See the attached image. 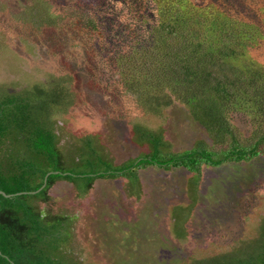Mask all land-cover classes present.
Returning <instances> with one entry per match:
<instances>
[{"label": "trees", "instance_id": "16d2710c", "mask_svg": "<svg viewBox=\"0 0 264 264\" xmlns=\"http://www.w3.org/2000/svg\"><path fill=\"white\" fill-rule=\"evenodd\" d=\"M12 3L22 14L13 22L4 13L6 0H0V32H6L0 58L16 60L14 69L23 74L26 62L17 51L22 38L40 35L36 48L52 64L54 81L28 90L0 89V191L14 195H0V264H87L88 255L81 260L80 251L70 247L75 216L52 210L50 190L57 182L71 183L82 196L96 180L122 181L125 202L131 199L134 208L143 210L148 202L142 201L141 174L152 168L162 177L155 186L165 208L185 203L178 200L180 184L167 181L169 173L187 175L197 186L206 169L220 168L219 179L227 175L220 179L224 184L244 164L264 158V0ZM73 78L80 90L68 88ZM81 94L87 96V124L74 129L76 133L67 130L62 143L54 108L72 106ZM175 104L203 130L186 148H176L163 128L151 130L145 120ZM229 111L247 118L249 136L235 131ZM186 134L191 139V131ZM64 144L71 151H64ZM118 144L130 145L138 154L121 161L114 150ZM216 145L221 148L214 150ZM69 157L75 164H87V172L68 173ZM217 218L230 223L227 214ZM248 219L242 220L249 224ZM212 230L218 237V229ZM210 233L208 229L206 235ZM134 236L143 248H153L170 262L187 258L185 264H264V215L258 224L247 225L245 238L232 249L202 260L195 257L201 240L183 249L177 241L165 242L163 233V251L141 230L134 229Z\"/></svg>", "mask_w": 264, "mask_h": 264}, {"label": "rangeland", "instance_id": "374dc122", "mask_svg": "<svg viewBox=\"0 0 264 264\" xmlns=\"http://www.w3.org/2000/svg\"><path fill=\"white\" fill-rule=\"evenodd\" d=\"M6 2L4 13L12 22L20 18L21 11L13 5L12 0H6ZM49 28L52 29V25ZM5 33L0 32V41L6 39ZM37 36L38 38L32 34L24 36L21 41L22 48L17 50L26 62L23 74L14 69L18 65L15 63L16 60L8 56L0 58L1 90H28L38 82L54 81L52 64L36 48L38 39H41L40 35ZM30 44L35 47L33 54L31 52L34 49ZM60 52L67 56V53ZM251 54L252 51L247 50V55L251 56ZM80 65L82 63L77 62V66ZM55 68L62 69L56 66ZM83 78L81 75V81H84ZM68 88L81 89L74 78L69 82ZM91 101L88 103L89 107ZM87 107V96L81 94L72 106L54 108L52 118L57 123H61V126L57 128L60 130L58 139L62 143L67 140V130L75 132L74 129H83L84 124H87L89 114H87ZM236 113L229 111L230 119L228 117V120L231 121L237 133L239 132L243 137L249 136L250 124L247 118ZM160 114L146 116L145 120L150 129L152 128L151 130L163 128V134L174 143L176 148L189 147L196 137L203 136V130L192 121L187 110L180 104L172 105L168 110H162ZM98 117L94 115L93 118L98 120ZM188 131L192 133L191 139L186 134ZM75 133L70 135L76 138ZM77 137H79L78 133ZM62 148L66 152L71 151L68 145L64 144ZM219 148H221L219 145L214 146V150ZM114 150L121 161L126 160L128 156L138 154L130 145L118 144L114 146ZM67 155L70 156L71 153ZM72 158H68L67 168H65L68 173L69 171L71 173L87 172V164H75ZM241 169L234 174L236 178L231 176V180L227 178V182L222 184L220 179L227 175L219 179L221 169L208 168L199 181L200 185L197 186L194 181L186 180L187 175L181 176L177 172L169 173L171 178L167 181L177 187L180 184L179 188L183 193L178 200L183 199L185 203L165 206V208H163L164 199L163 197L159 199L157 194L159 189L155 186V182L160 181L162 177L157 176L152 168H147L141 174V182L144 184L142 201L148 202L143 210H140L143 206L134 208L131 205V199L125 202L120 189L122 181L118 180H96L92 190L82 196L71 183L60 181L50 190L52 197L50 202L55 213L65 209L68 214L75 216L73 232L70 231L73 235L70 247L80 251L81 260L88 255L92 263L87 261V264H185L188 261L187 258L180 260L176 258L170 262L163 254H154L153 248H143V244H139V239L146 237L140 238L139 235L138 239L134 236V229H139L142 234L150 236V241L159 246H161L159 242L164 241L163 233L168 236L165 242L172 245L170 239L172 242L177 241L180 244L174 243L183 249H185L184 246L194 247L192 242L201 240L204 244L200 243L201 252L195 256L198 260L232 249L235 244L237 245L241 239L245 238L243 234L247 225L258 224V220L264 215V158H255L248 165L244 164ZM242 175L245 177L240 178ZM215 178L219 181H215ZM115 184L116 188H114ZM39 205L41 208L45 207L42 203ZM221 213L227 214L230 223L225 225V222L222 223L217 218ZM74 216L71 217L74 218ZM245 217H249V224L248 221L242 220ZM206 223L211 225L208 227L204 225ZM214 227L218 229L216 231L218 237L212 236ZM159 228L163 233L159 231ZM208 229L211 233L206 235ZM206 246L209 250L202 249ZM161 248L165 251L163 244ZM156 256L160 258L159 262L156 261Z\"/></svg>", "mask_w": 264, "mask_h": 264}, {"label": "water", "instance_id": "95a60500", "mask_svg": "<svg viewBox=\"0 0 264 264\" xmlns=\"http://www.w3.org/2000/svg\"><path fill=\"white\" fill-rule=\"evenodd\" d=\"M21 193H19V194H16V195H20ZM0 195H2V196H4V197H7V198H11V197H13L14 195H7V194H5L4 192H2V191H0Z\"/></svg>", "mask_w": 264, "mask_h": 264}]
</instances>
